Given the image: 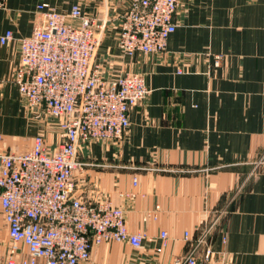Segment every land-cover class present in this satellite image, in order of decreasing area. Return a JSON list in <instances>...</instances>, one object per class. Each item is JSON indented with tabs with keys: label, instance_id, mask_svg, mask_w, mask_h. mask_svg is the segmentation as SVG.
<instances>
[{
	"label": "crops",
	"instance_id": "1",
	"mask_svg": "<svg viewBox=\"0 0 264 264\" xmlns=\"http://www.w3.org/2000/svg\"><path fill=\"white\" fill-rule=\"evenodd\" d=\"M129 2L0 0V36L14 35L0 44V152L28 151L37 135L57 146L55 122L27 106L13 74L35 7L67 14L78 4L106 21L97 57L104 76L139 73L149 91L130 110L122 142L82 150L75 181L81 201L120 208L128 231L145 235L142 246L105 243L83 264H171L195 246L201 258L206 242L211 264H264V0H179L165 52L132 58L115 40ZM162 231L167 246L155 254ZM7 244L0 213V246Z\"/></svg>",
	"mask_w": 264,
	"mask_h": 264
},
{
	"label": "built area",
	"instance_id": "2",
	"mask_svg": "<svg viewBox=\"0 0 264 264\" xmlns=\"http://www.w3.org/2000/svg\"><path fill=\"white\" fill-rule=\"evenodd\" d=\"M129 1L116 31L118 52L129 58L164 53L177 27L179 0ZM105 30L104 19L84 15L78 4L62 14L42 3L35 7L30 35L19 39L13 83L30 109L55 122L59 142L52 148L37 135L28 151L0 152V213L8 235L0 264H83L93 247L105 243L142 246L145 235L128 231L120 208L109 200L89 204L76 195L75 181L85 166L82 150L93 141L122 142L130 110L149 93L142 74L104 76L97 57ZM13 39L7 30L0 44ZM159 240L155 254L167 246L165 231ZM205 245L201 258L195 246L171 264H211Z\"/></svg>",
	"mask_w": 264,
	"mask_h": 264
}]
</instances>
